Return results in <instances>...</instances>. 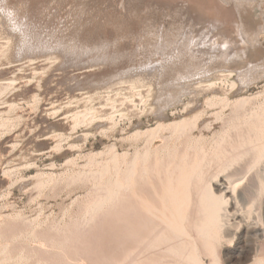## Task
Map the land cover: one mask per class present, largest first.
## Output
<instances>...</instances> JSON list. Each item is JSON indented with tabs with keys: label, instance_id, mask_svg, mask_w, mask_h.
Wrapping results in <instances>:
<instances>
[{
	"label": "rangeland",
	"instance_id": "1",
	"mask_svg": "<svg viewBox=\"0 0 264 264\" xmlns=\"http://www.w3.org/2000/svg\"><path fill=\"white\" fill-rule=\"evenodd\" d=\"M235 95L264 102V0H0V264H120L93 173Z\"/></svg>",
	"mask_w": 264,
	"mask_h": 264
},
{
	"label": "bare ground",
	"instance_id": "2",
	"mask_svg": "<svg viewBox=\"0 0 264 264\" xmlns=\"http://www.w3.org/2000/svg\"><path fill=\"white\" fill-rule=\"evenodd\" d=\"M234 97L207 98L191 116L135 130L144 145L124 172L104 182V163L93 173L101 193L87 206L91 218L127 201L125 215L114 208L127 218L116 240L126 244L120 264H264V102ZM208 114L221 123L211 136Z\"/></svg>",
	"mask_w": 264,
	"mask_h": 264
}]
</instances>
